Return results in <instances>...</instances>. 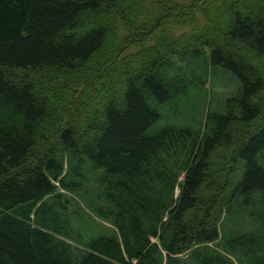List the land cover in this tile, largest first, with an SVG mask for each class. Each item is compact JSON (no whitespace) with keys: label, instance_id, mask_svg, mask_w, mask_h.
<instances>
[{"label":"trees","instance_id":"trees-1","mask_svg":"<svg viewBox=\"0 0 264 264\" xmlns=\"http://www.w3.org/2000/svg\"><path fill=\"white\" fill-rule=\"evenodd\" d=\"M0 264H264V0H0Z\"/></svg>","mask_w":264,"mask_h":264},{"label":"rangeland","instance_id":"rangeland-1","mask_svg":"<svg viewBox=\"0 0 264 264\" xmlns=\"http://www.w3.org/2000/svg\"><path fill=\"white\" fill-rule=\"evenodd\" d=\"M177 1H179V2H182V3H188V2H190L191 0H177ZM193 1V0H192ZM194 3V2H193ZM193 3H191V4H188L189 6H187V8H189L190 6H192V4ZM134 5H136V3L135 4H133V6ZM132 6V7H133ZM189 12V14H191L192 12H193V10H191V11H188ZM123 14V13H122ZM188 14V15H189ZM193 21V20H192ZM194 22V21H193ZM115 23H116V21H115ZM116 29V28H115ZM117 29H119V30H121L120 28H117ZM176 30H178V34H180V33H183V29L182 28H179V29H176ZM182 35V34H181ZM192 39L190 38V39H188V41H191ZM223 42V44H224V46L227 44V38L225 37V39H224V41H222ZM125 51H126V49H125ZM124 51V52H125ZM232 84H233V82H232ZM230 82H228L227 83V80H221L220 78L219 79H217V81L215 82V85L213 86L212 85V88H210V87H208L209 89H210V91L213 93V94H216V100H215V102L216 101H218V100H220V99H223V97H225L226 95H228L229 93H231V91H232V89H233V86H234V84L232 85ZM210 85V83H208L207 84V86H209ZM211 86V85H210ZM218 98V99H217ZM179 190V189H178ZM60 191H64L63 189H60ZM69 195H73L72 193H69V192H67ZM76 199H78L79 200V198L78 197H76Z\"/></svg>","mask_w":264,"mask_h":264}]
</instances>
